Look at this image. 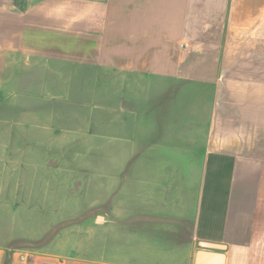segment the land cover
I'll return each mask as SVG.
<instances>
[{
  "label": "crops",
  "instance_id": "obj_1",
  "mask_svg": "<svg viewBox=\"0 0 264 264\" xmlns=\"http://www.w3.org/2000/svg\"><path fill=\"white\" fill-rule=\"evenodd\" d=\"M79 66L151 118L121 124L143 136L103 225L264 264V0H0V264H110L57 230L79 224L57 132Z\"/></svg>",
  "mask_w": 264,
  "mask_h": 264
},
{
  "label": "rangeland",
  "instance_id": "obj_2",
  "mask_svg": "<svg viewBox=\"0 0 264 264\" xmlns=\"http://www.w3.org/2000/svg\"><path fill=\"white\" fill-rule=\"evenodd\" d=\"M83 68L79 66L78 75L68 80L57 117V132L63 140L62 186L77 192L72 201L79 207L77 227L57 226L63 231V251L72 247V252L80 257L104 258L110 264H197V254L190 253L184 245L177 247V242L170 245L160 239H141L134 227L115 223L118 218L112 217L110 225H103L104 190L126 183L129 170L121 169L123 164L135 167L134 161L122 162L119 155L125 148L140 143L138 133L143 136L141 128H122L121 124L124 120L128 125L149 124L151 118L146 107L132 110L134 114L120 108L118 82L98 80ZM71 228L70 243L65 238ZM67 243L70 244L66 246Z\"/></svg>",
  "mask_w": 264,
  "mask_h": 264
},
{
  "label": "water",
  "instance_id": "obj_3",
  "mask_svg": "<svg viewBox=\"0 0 264 264\" xmlns=\"http://www.w3.org/2000/svg\"><path fill=\"white\" fill-rule=\"evenodd\" d=\"M205 244H207V245H211V244H208V243H206V242H205ZM212 246H213V245H212ZM202 257H203V256L200 254L199 257H198V264H202Z\"/></svg>",
  "mask_w": 264,
  "mask_h": 264
}]
</instances>
